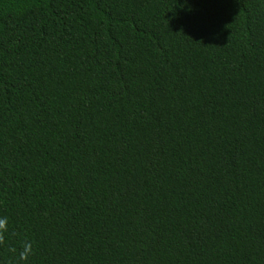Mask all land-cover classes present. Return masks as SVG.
<instances>
[{"label": "trees", "instance_id": "trees-1", "mask_svg": "<svg viewBox=\"0 0 264 264\" xmlns=\"http://www.w3.org/2000/svg\"><path fill=\"white\" fill-rule=\"evenodd\" d=\"M0 218V264H264V0H0Z\"/></svg>", "mask_w": 264, "mask_h": 264}, {"label": "clouds", "instance_id": "clouds-1", "mask_svg": "<svg viewBox=\"0 0 264 264\" xmlns=\"http://www.w3.org/2000/svg\"><path fill=\"white\" fill-rule=\"evenodd\" d=\"M7 231V218H0V234ZM32 248L30 244H25L24 250L20 253L22 259L27 258L31 254Z\"/></svg>", "mask_w": 264, "mask_h": 264}]
</instances>
